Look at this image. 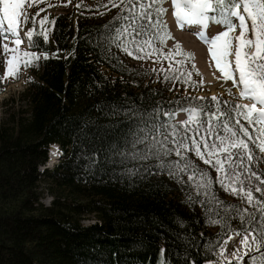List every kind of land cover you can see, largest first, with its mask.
<instances>
[{
	"label": "trees",
	"instance_id": "obj_1",
	"mask_svg": "<svg viewBox=\"0 0 264 264\" xmlns=\"http://www.w3.org/2000/svg\"><path fill=\"white\" fill-rule=\"evenodd\" d=\"M100 9L78 1L73 12L48 16L47 42L40 38L39 47L31 48L48 57L40 55L33 77L16 99L24 101L27 115L20 108L0 122V264H205L215 258L225 237L245 232L247 223L230 218L231 231L227 224L206 223V209L213 210V219L217 209L220 215L225 209L204 197L203 206L187 203L185 194H194V189L166 173L119 176L124 166L105 161L107 140H91L93 129L84 127L126 126L125 113L112 115L101 104L164 101L171 109L176 105L169 102L197 97L172 96L164 86L144 81L141 69L124 61V51L100 39L115 32L106 28L110 22L119 26L114 19L119 8L109 4ZM30 28L39 32V20H32ZM51 144L58 145L62 157L41 170ZM95 149L101 150L100 163L93 168L85 157L96 160ZM253 168L264 171L256 162ZM210 177L218 200L248 207L237 197L227 198L212 172ZM42 180L52 187L49 205L40 200ZM87 215L95 220L84 223ZM253 255L246 254L240 264H250Z\"/></svg>",
	"mask_w": 264,
	"mask_h": 264
},
{
	"label": "snow or ice",
	"instance_id": "obj_2",
	"mask_svg": "<svg viewBox=\"0 0 264 264\" xmlns=\"http://www.w3.org/2000/svg\"><path fill=\"white\" fill-rule=\"evenodd\" d=\"M107 2L111 7L119 8L114 19L120 23L116 27L110 22L106 28H115V32L101 35V40L116 45L128 56L155 62L168 61L167 68L161 65L159 69L151 70L158 71L165 83L179 82L194 90L197 83H203L202 78L199 82L193 81L192 72L183 67V60L178 59H191L192 53L183 51L179 43L164 50L165 41L171 36L162 19L166 12L164 0ZM23 3L24 0H0V36L8 39L4 34L10 33L15 45L12 48L7 43L3 45L7 54L4 77H16L21 66H38L40 56L35 51L21 52L18 47L21 39L17 24ZM171 6L179 27L199 29L195 35L207 45L211 61L221 74L218 79L231 81L238 90L239 100L250 102L222 100L212 95L210 98L185 96L169 102V105H176L171 109L164 101L147 105L101 104L99 108L112 115L125 113L129 117L126 126L121 127L117 122L105 126L85 123L84 127L93 129L89 133L91 140H107L103 149L105 161L110 165L124 166L119 176L143 178L166 173L182 186L190 185L194 189V194H185L187 203L200 202L203 206L201 197H204L225 209L224 215H220L217 209L215 219L212 218L213 210L206 209L209 213L206 223L219 224L222 228L227 224L230 231V218L238 217L242 224L247 223L243 230L250 236L246 235L241 244L247 251L255 252L250 257V264H264V171L253 168V162L258 165L264 161V155L256 154V150L264 154V0H171ZM47 20V16L39 20V32L29 28L24 34L30 48L39 47L40 38L47 42L48 29L44 27ZM5 22L6 28L3 27ZM212 22L222 25L223 30L209 37L205 29ZM237 29L239 35L235 34ZM40 55L45 59L48 57L47 52ZM192 68L195 69V64ZM227 93L233 95L231 89ZM143 99L141 97V101ZM179 112L185 114L184 120L175 119ZM110 136L112 138L108 139ZM250 145H255V149ZM100 151L95 149L96 160L85 157L93 168L100 163ZM58 152L57 149L53 154ZM193 153L215 170V183L248 207L241 209L239 205L218 200L210 185V172L194 165ZM116 174L114 169L113 175ZM177 219L186 226V221ZM234 258L236 264H240L243 255L234 254Z\"/></svg>",
	"mask_w": 264,
	"mask_h": 264
},
{
	"label": "rangeland",
	"instance_id": "obj_3",
	"mask_svg": "<svg viewBox=\"0 0 264 264\" xmlns=\"http://www.w3.org/2000/svg\"><path fill=\"white\" fill-rule=\"evenodd\" d=\"M82 2L84 4L95 5L98 4L100 7V11H105V8L109 5L107 0H24V3L21 6V15L18 18L17 24V32L18 36L21 39V44L18 46L20 51H32L29 47L26 36L24 35L27 30L30 28V23L34 19L36 21L42 19L41 17L56 15L63 12L74 11L75 3ZM163 6L166 9L164 16L162 17L164 23L167 25V29L170 32L171 36L169 39L165 41L164 50L174 48L176 43L180 44V47L185 52H190L193 54L191 59H186L185 57H178L184 61L183 67L186 70H190L192 72V80L199 82L201 78L203 79V83H197L195 86V90L193 87H185L184 84L173 81H168L167 83L163 82V77L160 73L151 71L153 68L159 69L161 65L165 68L168 67V61L155 62L153 59H139L132 56H128L127 54L123 55L124 61L131 65L132 67L140 68L141 71L138 73L144 74V81L154 83L156 86H164L168 89L169 94L172 96L179 95H196V96H212V95H222L230 100H235L240 103H249L247 99L239 100L237 95V88L232 86L231 81H224L222 78L218 79L221 76L220 72L215 68L214 63L211 61V57L207 52V45L200 40L195 32L199 29L196 27H179L176 23L175 17L173 16V9L171 6V0H164ZM25 16L27 19H25ZM4 28L7 27V24L3 25ZM223 30V26L219 25L215 22L210 23V26L205 29V34L209 37ZM236 35H239V30L237 29L235 32ZM8 39H4L3 36H0V122L1 120H7L11 114L15 116L17 110L22 108L21 114L27 115V106L25 105L22 99L16 100L19 93L24 90L25 85L28 82V79L33 77V67L30 66L21 68L18 71L16 77H4L3 73L6 67L7 54H5L3 45L7 43L9 48L14 47L13 44L14 38L10 33H5ZM187 36V37H186ZM184 37V38H183ZM254 50V49H253ZM40 56V53H37ZM175 61H173V64ZM195 64V69L192 68V65ZM234 66V65H233ZM197 72L199 74H197ZM159 77V79H158ZM231 89L233 95L229 96L227 90ZM6 117V118H5ZM176 120H184L185 114L183 112H179L176 117ZM255 149V145H252ZM59 150V149H58ZM60 151V150H59ZM57 152V148L53 145L48 147L47 151V161L44 165L40 166V169L43 170L45 168H51L55 165L56 162L62 157L60 152L57 154H53ZM257 155L260 154L258 150H256ZM54 157V158H53ZM192 160L200 164L201 168L204 171L212 172V174L216 177V172L214 169H211L209 165H205L202 161L199 160L192 154ZM257 168L264 170V161H260L257 165ZM40 190V200L45 205H49L53 195L51 194L52 187L48 183L47 180H42L39 184ZM227 198H236L228 192H225ZM95 220L93 215H87L82 219L84 223H92ZM247 232H239L233 238H229L231 235H228L221 242L217 252L215 253V258L206 262L205 264H224L225 262H230L235 260V255H243V258L246 254L252 251H247L244 246L241 244V240L246 236H250V233ZM243 258L241 260H243ZM240 260V261H241Z\"/></svg>",
	"mask_w": 264,
	"mask_h": 264
},
{
	"label": "bare ground",
	"instance_id": "obj_4",
	"mask_svg": "<svg viewBox=\"0 0 264 264\" xmlns=\"http://www.w3.org/2000/svg\"><path fill=\"white\" fill-rule=\"evenodd\" d=\"M185 27H188V26H185ZM187 37V36H186ZM184 38V37H183ZM51 145H53V146H57V144H51ZM54 158V157H53ZM236 234L237 233H233V234H231V236L229 237V238H233L234 236H236ZM247 234V233H246Z\"/></svg>",
	"mask_w": 264,
	"mask_h": 264
},
{
	"label": "clouds",
	"instance_id": "obj_5",
	"mask_svg": "<svg viewBox=\"0 0 264 264\" xmlns=\"http://www.w3.org/2000/svg\"><path fill=\"white\" fill-rule=\"evenodd\" d=\"M57 149H59L58 145L56 146Z\"/></svg>",
	"mask_w": 264,
	"mask_h": 264
}]
</instances>
